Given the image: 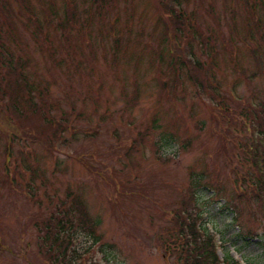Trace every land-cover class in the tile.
Here are the masks:
<instances>
[{"label": "rangeland", "instance_id": "1", "mask_svg": "<svg viewBox=\"0 0 264 264\" xmlns=\"http://www.w3.org/2000/svg\"><path fill=\"white\" fill-rule=\"evenodd\" d=\"M103 1L0 0V264H54L40 232L73 197L103 243L83 256L78 233L76 264H180L183 204L220 260L264 264V204L235 198L264 105V0Z\"/></svg>", "mask_w": 264, "mask_h": 264}, {"label": "trees", "instance_id": "2", "mask_svg": "<svg viewBox=\"0 0 264 264\" xmlns=\"http://www.w3.org/2000/svg\"><path fill=\"white\" fill-rule=\"evenodd\" d=\"M94 2L97 6H102L104 1L94 0ZM179 64L185 65L184 62ZM261 66L263 67L262 63ZM188 73L196 85L206 87L201 79L191 76L190 72ZM19 84L29 87L26 79L21 74ZM31 98L32 95L30 94L29 99ZM257 110L251 114V124L257 131L252 129V136H255L254 140L245 148L248 149L249 168L247 174L245 173L246 176L242 179L248 183V191L247 189L242 190L235 195V198L238 201L245 198L247 201L252 200L255 204L260 202V205H262L264 204V105L261 106L258 112ZM193 180L188 187L190 200L195 196L193 187L200 185L196 181H200L202 178ZM80 206V200L73 197L70 204L57 207L55 213H51L47 219L48 222L44 224L43 233L40 232L39 251L43 254L46 253L48 256H55L54 264H76L79 261L81 255L79 248L75 247L78 233L87 234L91 238V246L87 245L82 250L83 256H88L94 247L98 251L103 246L102 241L95 232L99 223L89 220L87 214L80 210ZM228 207L234 210L237 216L239 215V209L236 208L233 197L230 198ZM193 209L195 211L191 214L190 211H193ZM199 209L197 205L192 208L183 204L177 215L174 216L176 234L173 235L171 241L173 240V251H175L177 261L180 264H237L227 260L223 262L218 258L217 248L214 247L210 236L199 227L200 224L198 226L200 221ZM48 261L50 260L48 259Z\"/></svg>", "mask_w": 264, "mask_h": 264}]
</instances>
